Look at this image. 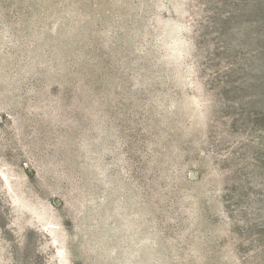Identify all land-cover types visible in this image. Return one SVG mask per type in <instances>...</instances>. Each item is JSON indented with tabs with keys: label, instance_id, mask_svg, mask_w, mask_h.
<instances>
[{
	"label": "rangeland",
	"instance_id": "obj_1",
	"mask_svg": "<svg viewBox=\"0 0 264 264\" xmlns=\"http://www.w3.org/2000/svg\"><path fill=\"white\" fill-rule=\"evenodd\" d=\"M0 264H264V0H0Z\"/></svg>",
	"mask_w": 264,
	"mask_h": 264
}]
</instances>
